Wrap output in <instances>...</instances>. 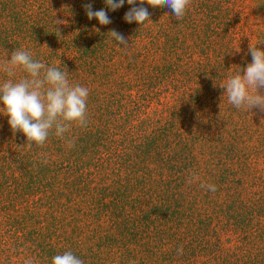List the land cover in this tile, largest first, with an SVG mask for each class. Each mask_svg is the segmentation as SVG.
<instances>
[{"label":"trees","instance_id":"1","mask_svg":"<svg viewBox=\"0 0 264 264\" xmlns=\"http://www.w3.org/2000/svg\"><path fill=\"white\" fill-rule=\"evenodd\" d=\"M244 5L191 0L178 20L145 0L139 25L127 0H0V64L28 51L89 89L86 126L53 128L42 147L0 111V264L66 251L84 264H264V111L219 87L251 63L250 43L264 48ZM26 76L0 71V84Z\"/></svg>","mask_w":264,"mask_h":264},{"label":"clouds","instance_id":"2","mask_svg":"<svg viewBox=\"0 0 264 264\" xmlns=\"http://www.w3.org/2000/svg\"><path fill=\"white\" fill-rule=\"evenodd\" d=\"M152 7L167 6L179 20L185 15L191 0H146ZM106 5L115 11L122 7L125 0H105ZM137 0H127L132 5L124 15L128 23L136 22L143 25L149 20V12L144 7L145 0H139L140 6H135ZM89 20L96 18L100 25L111 23L105 9L92 10L91 4L84 5ZM61 23V21H56ZM112 39L119 46L126 47L128 41L116 30H110ZM252 61L243 72L229 75L226 81L219 84L225 89L228 103L236 108H259L264 111V95L260 89L264 88V48H258L253 43L249 45ZM236 51H239L237 49ZM17 69L27 73L18 82L8 80L0 84V111L9 117L8 123L12 131L22 132L27 143L42 147L49 136L50 130L55 129V135L62 137L71 127V122L78 126H86L87 98L89 89L76 84L71 85L67 74L58 67H46L44 63L35 61L28 51L15 50L11 58L0 64V71L9 77L15 75ZM214 82V86H215ZM208 190L215 191L213 185ZM182 252V248L179 250ZM25 264H33L31 259ZM52 264H84L73 252L66 251L55 255Z\"/></svg>","mask_w":264,"mask_h":264},{"label":"rangeland","instance_id":"3","mask_svg":"<svg viewBox=\"0 0 264 264\" xmlns=\"http://www.w3.org/2000/svg\"><path fill=\"white\" fill-rule=\"evenodd\" d=\"M244 14L245 27L249 25L251 27L247 31L248 38H261L264 36V0H245ZM259 91L264 92V88ZM261 159H264V152ZM261 166H264V164Z\"/></svg>","mask_w":264,"mask_h":264}]
</instances>
